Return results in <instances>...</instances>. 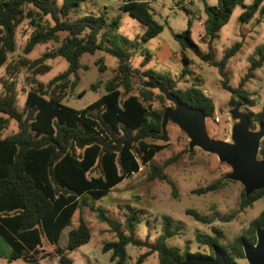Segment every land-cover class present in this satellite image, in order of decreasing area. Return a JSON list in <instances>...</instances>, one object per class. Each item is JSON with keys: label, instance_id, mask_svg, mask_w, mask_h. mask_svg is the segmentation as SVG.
Instances as JSON below:
<instances>
[{"label": "trees", "instance_id": "16d2710c", "mask_svg": "<svg viewBox=\"0 0 264 264\" xmlns=\"http://www.w3.org/2000/svg\"><path fill=\"white\" fill-rule=\"evenodd\" d=\"M84 1L61 0L59 5H55L52 0H0V68L4 66L5 72L12 75L27 66L32 75L21 108L16 105L17 93L12 76L0 79V131L7 127L9 119L17 123L14 133L0 137V236L10 248L7 262L21 259L27 264H38L40 259L51 256L57 264H72L71 251L87 243L91 236L84 218L89 210L108 224L114 234V240L101 246L102 252H110L109 259L114 264H123L127 244L146 248L135 264H140L152 253L157 254V264H179L185 257L211 258L214 248L223 253L228 263L238 264L236 260L244 258L243 246L252 245L255 230L264 225V209L229 245L220 243V230L212 227V234L196 236L197 241L206 246L207 252H191L188 246L181 250L166 244L165 240L172 232L170 220L165 216L162 217V233L154 243H149L147 239L134 237V226L139 221L136 210L127 206L129 214L122 222L116 223L102 209L92 205L90 200H99L113 186L138 172L140 165L150 168L149 178L168 180L163 166L149 164V161L168 145L167 131H161V118L163 110L171 105H166L161 93L134 85L133 78L140 76L147 82L158 81L166 85L182 103L201 109L206 117L214 115L215 105L199 87L181 88L177 86L176 78L142 68L148 62L149 53L139 68L133 67L130 62L132 49L138 46L139 41L117 32L118 17L108 23L103 14L69 20V14ZM262 1L253 0L246 5L243 0H217L215 5L205 4L203 23L208 37L207 52L196 50L190 37V19L186 30L173 34L180 45L184 64L190 62L184 53L189 49L200 60L217 68L224 77L226 64L238 52L241 42H234L216 60L212 49L216 31L228 21L237 4L244 8L239 15L243 23L250 21L256 12L263 14ZM119 9L145 26L142 41L162 31V24L153 18L147 2L121 0ZM24 22L31 29L22 48L23 55L30 53L37 44L48 41L59 44L37 58L30 60L23 56L19 64L10 65L8 57L15 51V32ZM60 32L65 33L64 37H60ZM98 50L116 58L113 76L104 83L106 92L81 109L64 105L62 99L66 89L76 85V70L81 66L79 59L85 53L93 54ZM55 56L67 61L66 70L46 83L35 79L33 76L50 69L46 60ZM263 62L264 45L257 50V57L251 60L238 87L230 88L225 81L222 83V87L230 92V105L241 100L253 105L241 87ZM95 64L100 71L107 68L102 58ZM185 73L188 70L184 65L182 74ZM93 87L94 84L91 85ZM247 115L251 128L259 122L264 125V107ZM148 138L161 142H150ZM258 155L264 157V136L260 140ZM219 187L221 183L216 182L194 192L203 193ZM262 196L264 187L247 197L242 191L239 210ZM188 213L200 222L212 221L192 210ZM76 215L77 223L68 230L66 245L58 246L60 232L71 225L72 217ZM44 242L54 246L51 251L39 249Z\"/></svg>", "mask_w": 264, "mask_h": 264}, {"label": "rangeland", "instance_id": "374dc122", "mask_svg": "<svg viewBox=\"0 0 264 264\" xmlns=\"http://www.w3.org/2000/svg\"><path fill=\"white\" fill-rule=\"evenodd\" d=\"M140 1L148 3L153 18L163 26L162 31L157 36L145 41L141 40L145 26L127 12L119 9L121 0H86L80 2L75 10L69 14V20L103 14L108 23L118 17L117 32L130 40L137 39L139 41L138 46L132 49L130 58L132 66L139 68L146 53H149L148 62L142 68H150L155 72L165 73L172 78L175 77L178 80V87L184 88L194 85L202 89L205 94L212 98L215 105L214 115L205 119L209 136L220 140H230L232 120L229 110L234 105L228 103L230 92L222 87V83L225 81L227 87L230 88L238 87L251 60L257 57V50L264 45V13L256 12L250 21L243 23L239 15L244 8L237 4L232 9L228 21L216 31L212 42L216 60H219L223 51L234 42H241L238 52L228 60L224 69L225 76L222 77L217 68L200 60L189 49L184 50L185 56L190 60L188 64H184L182 53L179 64H174L167 59L170 53L181 51L173 34L186 30L189 19L191 20L190 37L195 43L196 50L200 53L207 52L208 37L204 33L203 23L206 18L204 5H215L217 0ZM252 1L243 0V3L248 5ZM52 2L59 5L61 0H52ZM263 4L264 0L261 5ZM30 29L26 22L20 24L16 29L15 51L8 57L10 65L19 64V59L23 56L30 60L37 58L43 52L50 51L59 44L54 41L37 44L30 53L23 55L22 48L30 34ZM59 35L62 38L65 33L60 32ZM99 58H102V62L107 66L104 71H100L98 65L95 64ZM46 63L50 65V69L33 76L43 83L65 71L68 65L67 61L60 56L48 58ZM79 63L81 66L76 70V85L68 87L66 95L62 99L64 105L75 109L85 107L106 92L104 83L113 76L116 58L109 53L98 50L93 54H83ZM184 65L188 73L182 74ZM5 71L4 66H2L0 79L5 76H12L17 93L16 105L21 108L25 93L30 88L28 82L31 81V70L27 66H23L12 75ZM13 71L15 70L13 69ZM144 81L143 77L140 76L133 78L134 85L141 86L140 82ZM92 84L95 87L91 88ZM241 88L253 103L251 106L241 100L237 103L240 104L241 112L252 114L264 107V62L261 67L254 71L251 78L243 82ZM1 89L0 81V91ZM152 90L159 92L156 88ZM166 105L173 106L168 100H166ZM257 128L258 123L252 129ZM16 130V121L9 119L7 127L0 131V137L8 136ZM165 131L168 134V145L157 152L149 164L163 166V172L168 180H161L157 177L149 178L150 168L140 165L138 172L113 186L99 200H90L92 205L102 209L116 223L125 219L129 214L127 206H130L138 212L139 217V221L134 226V237L139 240L147 239L149 243H154L162 233V217L165 216L171 223L170 231L172 234L165 240L169 247L182 250L188 246L191 252H207L206 246L199 243L196 236L212 234V227L220 230V243L229 245L236 236L245 231L249 222L264 209V196L255 200L250 206L239 210L243 187L238 181L227 178V174L231 170L230 166L219 161L215 154L205 152L199 147L189 150L188 137L176 124L169 121L165 126ZM147 140L161 142L159 140L153 141L150 138ZM258 158H260L259 155ZM216 182L221 183V187L203 193L194 192L197 188L206 187ZM190 210L212 221L210 223L200 222L188 213ZM225 217H228V220H224ZM84 218L90 227L91 236L87 243L71 251L70 256L73 259V264H114L109 259L110 252H102L100 248L103 243L115 239L108 224L100 221L96 213L89 210H87ZM76 223L77 215L72 217L71 225L60 232L57 241L58 246L64 247L66 245L67 232ZM44 246L49 247L51 244L44 242ZM145 250L144 247L127 244L123 264H135ZM236 262L248 264L245 258L237 259ZM157 263V254L152 253L146 256L140 264ZM15 264L27 263L23 260H17Z\"/></svg>", "mask_w": 264, "mask_h": 264}, {"label": "water", "instance_id": "95a60500", "mask_svg": "<svg viewBox=\"0 0 264 264\" xmlns=\"http://www.w3.org/2000/svg\"><path fill=\"white\" fill-rule=\"evenodd\" d=\"M141 86L158 89L164 98L173 106L162 112L161 131H165L170 121L176 124L188 137V148L199 147L201 150L215 154L219 161L230 166L227 178L238 181L245 197L264 187V157L258 158L260 140L264 136V125L258 123L257 129L250 127L249 117L240 111V104L230 110L232 125L230 140H220L210 137L205 124V113L195 107L182 103L162 83L140 82ZM243 254L248 264H264V225L255 230V242L243 246ZM179 264H230L217 248L213 249V257H185Z\"/></svg>", "mask_w": 264, "mask_h": 264}, {"label": "crops", "instance_id": "0c3cea01", "mask_svg": "<svg viewBox=\"0 0 264 264\" xmlns=\"http://www.w3.org/2000/svg\"><path fill=\"white\" fill-rule=\"evenodd\" d=\"M143 30H145V27L143 28ZM167 59L174 64H176V63L179 64L181 62V51H176V52L170 53L167 56ZM173 78H175V77H173ZM0 246H1V248H0V256H1L0 264H15L17 262V260H21V259H15V260H12L11 262H7V259H8L9 254H10V248L8 247V245L6 244V242L4 241V239L1 236H0ZM53 247H54L53 245H51L49 247L41 246V247H39V249H43L44 251H51ZM38 264H57V262H56V259L54 257L46 256V257L40 259Z\"/></svg>", "mask_w": 264, "mask_h": 264}]
</instances>
